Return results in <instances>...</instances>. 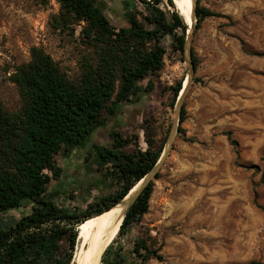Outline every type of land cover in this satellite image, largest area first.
<instances>
[{
    "label": "rangeland",
    "instance_id": "1",
    "mask_svg": "<svg viewBox=\"0 0 264 264\" xmlns=\"http://www.w3.org/2000/svg\"><path fill=\"white\" fill-rule=\"evenodd\" d=\"M134 3L144 20L153 1ZM200 3L223 16L206 18L189 37L198 67L184 95L187 115L182 127L191 140L174 131L148 213L125 234H117L114 246H123L131 256L135 240L144 237L164 256L147 264L264 262V0ZM98 4L113 25L129 26L124 0ZM165 7L172 8L167 0ZM60 10L59 0H0V101L9 110L20 105L10 76L30 60L32 47L43 48L71 78L79 75L91 53L81 35L84 23L62 28L56 19ZM195 22L194 13L193 22L186 23L191 28ZM162 43L167 50L163 69L140 82L145 88L152 79L153 90L122 103L119 113L97 131L95 142L107 144L110 131L118 129L137 135L144 148L141 126L148 119L157 140L167 136L166 150L179 125L180 103L174 104L172 87L179 81L186 84L192 56L188 48L183 54L175 52L169 37ZM85 158L86 151L80 150L56 155L64 171L48 190L60 188L62 193L54 198L59 206L84 211L99 196L116 190ZM31 206L9 211L2 220H18ZM79 239L72 264H80L89 243Z\"/></svg>",
    "mask_w": 264,
    "mask_h": 264
},
{
    "label": "trees",
    "instance_id": "2",
    "mask_svg": "<svg viewBox=\"0 0 264 264\" xmlns=\"http://www.w3.org/2000/svg\"><path fill=\"white\" fill-rule=\"evenodd\" d=\"M59 1L58 25L64 28L83 22L81 35L91 53L84 58L79 75L71 78L49 53L34 46L30 60L10 76L18 88L20 105L9 110L0 101V264H72L80 224L123 200L153 170L167 143V136L155 138L148 119L141 126L144 148L137 135H125L118 129L110 131L107 144L95 142L94 136L119 113L122 103L138 98L144 90H153L152 79L145 88L140 82L158 76L163 69L167 53L164 38L169 37L175 52L186 51L189 27L175 1L167 0L172 7L168 9L165 0H152L141 20L134 0H124L128 27L113 25L98 0ZM200 2L196 0L194 34L206 18L223 16ZM190 51L195 73L198 57L193 47ZM172 89L174 104L181 101L177 131L184 140H191L182 127L187 115L185 93L180 97L183 82ZM74 150L86 151V161L96 166L101 180L117 186L84 211L59 206L54 198L62 193L60 188L48 190L64 171L56 155ZM159 177L158 170L127 209L118 235L148 213ZM28 203L32 204L30 213L10 223L2 220L3 214ZM114 238L102 255L103 264L164 260L160 249L152 248L144 237L135 240L131 256L124 253L123 246H114Z\"/></svg>",
    "mask_w": 264,
    "mask_h": 264
},
{
    "label": "bare ground",
    "instance_id": "3",
    "mask_svg": "<svg viewBox=\"0 0 264 264\" xmlns=\"http://www.w3.org/2000/svg\"><path fill=\"white\" fill-rule=\"evenodd\" d=\"M175 3L177 10L183 16L185 22H193L192 9L194 6V0H175ZM145 182L146 178L140 180L131 189L130 193L110 210L80 224L79 237H84V244L89 241V243L83 247L80 264L101 263L102 255L106 247L110 244L120 229L125 212L133 202L134 198L142 190Z\"/></svg>",
    "mask_w": 264,
    "mask_h": 264
},
{
    "label": "water",
    "instance_id": "4",
    "mask_svg": "<svg viewBox=\"0 0 264 264\" xmlns=\"http://www.w3.org/2000/svg\"><path fill=\"white\" fill-rule=\"evenodd\" d=\"M195 6H196V1L194 0V6H193V9H192V16H194V13H195ZM193 27V26H192ZM192 27L190 28L189 27V30L187 31V45H186V48H188V50H189V53L191 54V51H190V49H191V46H190V41H189V37L191 36V33H193L192 32ZM192 64V63H191ZM194 74V67H193V64H192V68H191V72H190V76L187 78V83L186 84H184V86H183V92L182 93H180V97L183 95V93H185L186 92V90H187V87H188V85H189V83H190V77L192 76ZM178 103H181V101L180 102H178ZM175 130H177L176 129V127H174L173 128V133H172V135H171V137H170V141H169V144H168V147L166 148V150L164 149V151H163V153H162V156H161V158L159 159V161L157 162V164H156V166L153 168V170L150 172V173H148L144 178H146V182H145V184L151 179V178H153L154 177V175H155V173L157 172V170L159 169V165H160V163L162 162V160L166 157V155H167V153H168V151H169V149L171 148V146H172V141H173V138H174V131ZM131 191V190H130ZM130 191H129V193H130ZM128 193V194H129ZM140 193V192H139ZM139 195V194H138ZM137 195V196H138ZM137 196L134 198V200H133V202L135 201V199L137 198ZM132 202V203H133ZM131 203V204H132ZM130 207V206H129Z\"/></svg>",
    "mask_w": 264,
    "mask_h": 264
}]
</instances>
